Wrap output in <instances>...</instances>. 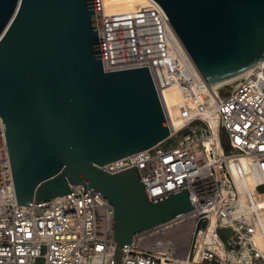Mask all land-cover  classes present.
I'll return each instance as SVG.
<instances>
[{"label":"built area","instance_id":"1","mask_svg":"<svg viewBox=\"0 0 264 264\" xmlns=\"http://www.w3.org/2000/svg\"><path fill=\"white\" fill-rule=\"evenodd\" d=\"M92 3L103 71L147 66L169 131L97 167L135 166L149 200L186 187L193 205L133 235L121 263L264 264V58L214 88L155 1L120 14ZM171 87L186 97L173 114L164 97ZM69 191L16 205L0 118V264H115L112 207L83 184Z\"/></svg>","mask_w":264,"mask_h":264},{"label":"water","instance_id":"2","mask_svg":"<svg viewBox=\"0 0 264 264\" xmlns=\"http://www.w3.org/2000/svg\"><path fill=\"white\" fill-rule=\"evenodd\" d=\"M153 1L208 85L264 58V0ZM0 118L16 205L93 188L115 264L133 235L193 209L186 187L151 201L135 166L97 167L169 131L147 66L103 71L92 0H0Z\"/></svg>","mask_w":264,"mask_h":264},{"label":"bare ground","instance_id":"3","mask_svg":"<svg viewBox=\"0 0 264 264\" xmlns=\"http://www.w3.org/2000/svg\"><path fill=\"white\" fill-rule=\"evenodd\" d=\"M148 0H103L105 11L108 14H120L125 13L128 11H134L138 9L139 7H142L146 5ZM252 67L235 74L229 78H226L222 81H219L217 83L211 84L214 88H219L223 85H228L234 83L237 79L240 77L245 76ZM164 97L167 102V104L170 107L171 113L173 114L177 107L185 102V95L183 92L177 88V87H171L164 91ZM244 164V161H242ZM242 164V165H243ZM230 169L233 170V166L230 165Z\"/></svg>","mask_w":264,"mask_h":264}]
</instances>
